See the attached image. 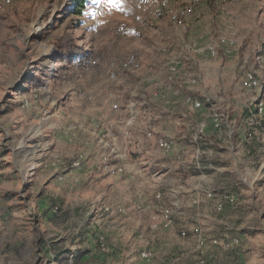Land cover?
Listing matches in <instances>:
<instances>
[{
  "label": "rangeland",
  "instance_id": "1",
  "mask_svg": "<svg viewBox=\"0 0 264 264\" xmlns=\"http://www.w3.org/2000/svg\"><path fill=\"white\" fill-rule=\"evenodd\" d=\"M84 1L80 15L74 14V0H10L0 11V264H264V163L256 164L264 153L255 140L250 143L255 178L238 181L236 168L230 166L224 177L210 169L200 183L202 191L217 195L227 189L237 201L220 213L213 211L209 222H198L199 235L185 230L182 237L177 223L170 229L159 222L172 198L155 209L151 195L147 200L135 195V201L148 205L137 211V202L130 203L132 198L116 191L105 192V182H95L82 166L104 147L95 137L97 128L89 123L96 118L94 111L112 110L116 102L119 113L127 111L121 95L127 92L128 100L132 92L146 96L153 88L150 83L133 90L141 78L154 76L188 41L199 35L210 41L226 35L228 26L237 33L235 56L226 59L219 46L216 58L204 59L208 73L215 75L207 94L182 92L210 99L198 115L185 107L192 136L201 114L202 119L218 113L234 121L244 100L256 93L241 90L231 72L223 81L216 74L236 58L241 65L243 57L251 55L246 50L264 46L261 0H201L185 22L184 33L159 9L157 0H122L120 10ZM189 1L168 0V6L176 10ZM182 54L177 82L196 78L198 84V70L188 66L190 54ZM128 55H135L142 67L120 71L118 92L111 98L105 91L107 63ZM88 58H98L99 65L84 70ZM151 62L160 65L150 67ZM125 78L130 80L127 91L122 88ZM234 92L241 97L239 103L224 101V93L232 97ZM132 99L142 109L153 106L139 95ZM209 131L207 140L214 144L234 138H228V131L220 138Z\"/></svg>",
  "mask_w": 264,
  "mask_h": 264
},
{
  "label": "crops",
  "instance_id": "2",
  "mask_svg": "<svg viewBox=\"0 0 264 264\" xmlns=\"http://www.w3.org/2000/svg\"><path fill=\"white\" fill-rule=\"evenodd\" d=\"M188 39L191 40L194 38L188 37ZM252 50H246L245 52L250 54ZM244 53L242 52V55ZM189 54L188 66L198 70L196 73L199 74L200 80L196 85H186L184 90L188 91L189 89L192 92L202 91L200 94H207L205 91L211 87L209 79L211 76L215 77V75L208 73V67H210L208 61H205L195 54ZM250 56L251 55H249V57ZM236 60L237 61L230 63L227 67L224 65L220 68V72L216 75L222 80L229 75L228 72H231V74L235 76L239 88L244 90L241 87V75L243 70L250 69V67L249 65L246 67L242 66L239 64V59L236 58ZM159 65L160 64L157 62H151L148 66L155 67ZM179 70L180 68L175 75V82L180 78ZM189 76L192 75L189 74ZM132 77L134 80L135 77ZM150 78L155 80L150 84L153 88L151 87L149 91L147 89L146 96H144L143 93H135L134 95H139L144 100L149 99L148 103H152L153 106L145 105L146 107L142 109L138 101L132 99V93L129 94L130 99L128 98V100H126L127 92L125 95H121V98H123L121 103H123V105H125L126 102L128 104L132 100L138 105L136 108L137 123L129 128L128 138L124 139L122 137L121 123L115 120V118L125 120L128 117V111L119 113L109 110L106 107L93 112L96 118H91L89 123L91 126L97 128L99 133L95 137L98 143L102 142L104 144V147L96 153H91L82 163V166L87 167L90 176H93L95 182H105V192L116 191L122 194V196H125L128 200L132 198V201L129 200L130 203L137 202V200L135 201L134 199L135 195L139 197L144 196L146 198L145 200L151 195L153 203L157 205L155 209H162L165 205L164 201L169 203V200L172 198L169 208L174 223L173 226L177 223L179 229L191 232L195 225L199 224L198 222L201 224L209 222L212 219L211 215L213 211H215L213 200L205 196L207 192L202 191L203 189L200 185V183L205 182L209 177L210 169L218 173H223L224 177L230 172L227 168L231 166L236 168L233 172L237 180L245 183L255 178V173L251 172L250 167L260 164L264 161V157L255 164L254 159L250 156V148L252 146L250 143H242L239 140V134H241L243 130L241 128V121L244 117V108L233 117L236 123L239 122V130L238 136L236 135L232 139V142L214 144L212 141L207 140L211 135L209 134V130L215 135L211 127L206 129L205 134L198 138V141L195 136V131L192 136L190 130L193 129L188 128V115H185L188 114V107H186L184 101L185 93L181 92L179 95L172 94L167 89V86L165 84L163 85L162 80L156 79L155 74L152 77L146 76V78H141L136 83L133 90L137 91L139 88L138 85H140L139 83ZM129 81V78L123 80L122 88H124V91L129 89ZM180 82L187 83V79ZM156 83L161 84L156 85ZM143 85L148 87V84ZM246 92L249 93V91ZM223 96L224 101L230 100L233 103H239L241 98L240 95L235 92L232 97H226L228 96L226 93H224ZM249 100L250 98H246L243 102V106H246ZM143 103L147 102L144 101ZM185 107L187 109H185ZM192 112L194 115H198L202 113L203 110ZM200 116L201 117L198 116L196 123L202 119L203 114ZM151 120L153 121L151 122ZM148 123L151 125L146 126ZM81 128L84 129L83 132L88 131L85 125H82ZM150 128L153 130V138L146 136ZM158 136L175 139L176 148L171 154L165 155L157 147L155 137ZM116 147L125 150L128 156L123 162L124 172L120 175H109L102 170V163L106 158L111 164L117 162L111 152V148ZM182 149H185L186 153L180 158L178 154ZM220 152H222V154ZM216 164L223 168L214 169L213 166ZM261 166L264 167V164ZM240 171H242V174ZM224 179L226 180V178ZM115 183L119 185L117 186ZM224 191L229 190L225 189ZM213 194L217 196L216 193ZM226 205L227 204L224 205V208Z\"/></svg>",
  "mask_w": 264,
  "mask_h": 264
},
{
  "label": "built area",
  "instance_id": "3",
  "mask_svg": "<svg viewBox=\"0 0 264 264\" xmlns=\"http://www.w3.org/2000/svg\"><path fill=\"white\" fill-rule=\"evenodd\" d=\"M157 1L159 3V9L163 10L175 27L180 32L184 33L186 31L185 22L193 17L195 8L201 0H190L188 4L178 7L176 10H172L168 6V0ZM261 2L263 3L264 8V0H261ZM9 3L10 0H1L0 11ZM226 29L228 31L226 35L218 36L210 41L205 39L203 36H198L195 40L188 41V43L180 52L176 54V56L172 57L167 63L160 67L158 72L155 74L156 79L162 80L172 94L179 95L184 90L186 85H195L198 80L196 78H187V83L175 82V75L182 64V52L192 53L203 59H214L218 56V48L221 46L224 57L226 59L233 58L238 48L236 46L237 33L231 26H228ZM118 32L120 34L124 33L123 29H120ZM162 51L165 52V49H162ZM99 63L100 61L98 58L85 59L83 62V69H93L97 67ZM241 65L245 67L249 65L250 67V69H245L242 72L241 87L246 91H253L256 95L255 97H251L248 104L244 106L245 119L243 117V130L242 133L239 134V140L244 143H251L252 140H255L257 144L261 145L264 153V46H255L249 58L243 57ZM141 67V62L135 55H128L126 59L121 62L117 60L108 62L105 71L107 81L105 91L108 92V96L115 98L117 95L118 89L116 82L120 71H136L140 70ZM154 80L155 79L150 78L148 80H143L139 84H150ZM111 84L114 85L111 86ZM131 96H134L133 92ZM184 97L185 104L187 107L189 106L191 111L203 110L204 105L210 103V99L208 97L196 98L188 96V94ZM137 106V103L133 100L127 104L128 117L125 120L122 119L121 122L122 137L124 139L129 137V128L133 127L137 123ZM112 110L118 112L119 105L117 102L112 104ZM243 120L241 122H243ZM231 122L232 126L230 127L229 124ZM231 122L228 117H225L223 114L212 113L201 119L196 124V139L202 137L208 127H211L215 135L219 137L223 136L228 131V138L231 139L230 136L235 137L239 130V126L235 124V121ZM146 136L149 138L154 137L152 128H150V130L148 129ZM155 138L157 147L165 155L171 154L176 148V141L174 138H163L159 136ZM111 152L117 162L115 164H111L107 158L104 159V162L102 163V170L109 175H120L124 172L123 162L127 158L128 154L125 150H121L119 147L111 148ZM185 153L186 150L182 149L179 151L178 155L182 158ZM205 196L208 199L213 200V207L217 213L223 211L225 204L233 206L237 201L236 195L231 191H223L217 196H215L213 192H207ZM147 209L148 205L144 201L139 200L136 203L137 211L141 212ZM159 222L163 225V227L172 229L173 220L171 218L170 208L162 209ZM154 227L155 226H152V228ZM191 232L195 235H199L200 229L194 227ZM180 235L185 237L187 232L182 230Z\"/></svg>",
  "mask_w": 264,
  "mask_h": 264
},
{
  "label": "snow or ice",
  "instance_id": "4",
  "mask_svg": "<svg viewBox=\"0 0 264 264\" xmlns=\"http://www.w3.org/2000/svg\"><path fill=\"white\" fill-rule=\"evenodd\" d=\"M97 5H103L109 10H120L122 7V0H93Z\"/></svg>",
  "mask_w": 264,
  "mask_h": 264
},
{
  "label": "trees",
  "instance_id": "5",
  "mask_svg": "<svg viewBox=\"0 0 264 264\" xmlns=\"http://www.w3.org/2000/svg\"><path fill=\"white\" fill-rule=\"evenodd\" d=\"M74 5L76 7L75 11H74V14L76 15H80L82 13V10L84 9V6H85V1L84 0H74Z\"/></svg>",
  "mask_w": 264,
  "mask_h": 264
}]
</instances>
